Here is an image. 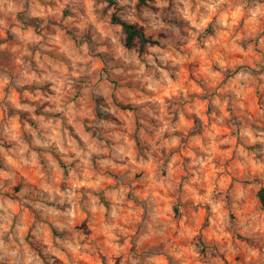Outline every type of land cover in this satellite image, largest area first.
<instances>
[{
	"label": "rangeland",
	"instance_id": "obj_1",
	"mask_svg": "<svg viewBox=\"0 0 264 264\" xmlns=\"http://www.w3.org/2000/svg\"><path fill=\"white\" fill-rule=\"evenodd\" d=\"M260 187L264 0H0V264H264Z\"/></svg>",
	"mask_w": 264,
	"mask_h": 264
},
{
	"label": "trees",
	"instance_id": "obj_2",
	"mask_svg": "<svg viewBox=\"0 0 264 264\" xmlns=\"http://www.w3.org/2000/svg\"><path fill=\"white\" fill-rule=\"evenodd\" d=\"M138 1L141 4L146 2V0H138ZM116 9L117 8L115 7V10L111 15V21L117 25H120L123 28V30L126 33V43H130V41L134 36L138 37L142 43H158L153 38L148 37L146 33L141 28L135 26L134 23L120 18L116 13ZM256 194L260 203L264 205V188L260 187L257 190Z\"/></svg>",
	"mask_w": 264,
	"mask_h": 264
}]
</instances>
